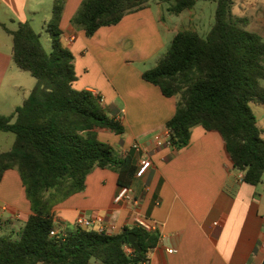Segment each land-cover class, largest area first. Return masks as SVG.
Here are the masks:
<instances>
[{"label": "trees", "instance_id": "obj_1", "mask_svg": "<svg viewBox=\"0 0 264 264\" xmlns=\"http://www.w3.org/2000/svg\"><path fill=\"white\" fill-rule=\"evenodd\" d=\"M67 1L53 0L46 25L51 51L29 22L15 31L0 24L13 36L17 67L37 79L12 115L0 114V131L15 136L12 148L0 153V182L8 170H16L31 207L20 231L0 235V264H144L159 244L158 229L134 226L107 234L76 226L63 231L54 219L55 206L83 191L95 169L117 172L119 186L130 187L138 168L134 156L121 157L99 138L101 129L125 132L102 95L73 86L75 56L61 42ZM150 1L83 0L71 22L91 38L102 27L145 9ZM195 4L196 0H175L170 11L180 14ZM233 5L234 0H218L208 35L179 31L157 65L142 77L165 97H178L176 113L166 124L172 147L187 146L196 126L218 131L243 181L258 185L264 176V132L251 104H264V39L245 28L247 21L233 14ZM129 233L136 234L140 252L129 243ZM127 246L134 249L131 254L125 252Z\"/></svg>", "mask_w": 264, "mask_h": 264}, {"label": "crops", "instance_id": "obj_2", "mask_svg": "<svg viewBox=\"0 0 264 264\" xmlns=\"http://www.w3.org/2000/svg\"><path fill=\"white\" fill-rule=\"evenodd\" d=\"M82 2L68 0L61 22V42L75 56L73 86L102 95L105 106L125 127L123 134L98 130L99 138L121 157L134 156L137 167L146 158L152 167L143 177L135 176L130 186L139 200L137 208L114 202L120 188L117 172L95 169L83 191L55 206L59 229H72L79 217H85L94 221L91 228L115 225V233H120L142 216L161 234L144 264H264V176L258 185L244 182L222 135L202 126L192 129L185 147L156 144V136H166L178 97H165L158 86L146 82L141 65L157 62L166 49L164 15L149 5L89 38L71 22ZM52 10L51 0H0V24L12 31L24 22L35 31V24L46 29ZM26 73L14 62L13 36L0 25V114L12 115L29 96L35 82ZM255 107L257 125L264 132V104ZM6 133L0 131V148L8 140ZM14 140L9 138L7 149L0 153L9 151ZM134 144L145 151L138 154ZM9 177L21 187L19 199L3 194L1 185ZM1 207L6 210L0 212V229L10 218L11 232L21 230L31 207L16 170H8L0 182Z\"/></svg>", "mask_w": 264, "mask_h": 264}, {"label": "rangeland", "instance_id": "obj_3", "mask_svg": "<svg viewBox=\"0 0 264 264\" xmlns=\"http://www.w3.org/2000/svg\"><path fill=\"white\" fill-rule=\"evenodd\" d=\"M51 2L53 8V0H51ZM174 2L175 0L150 1V7L155 12L164 15L163 31L165 33V39L167 40V46L166 49L160 54L157 62L154 60L147 62L145 66L141 65L143 69H152L157 65L158 61L169 49L173 37L179 31L183 29H193L198 31L201 36L206 37L215 23V12L217 9L218 0H196V4L192 10H186L180 14H173L168 11V8H170ZM233 14L236 17L243 18L245 21H247V26H245L247 30L260 34L264 39V0H234ZM41 25L42 24H35L36 32L41 35V41L45 49L47 51H51L52 40L50 34L46 31V29L40 28ZM167 27L169 29H166ZM26 76L34 80L35 85L37 84V79L30 73H26ZM251 108L254 112L257 111L255 104H251ZM5 136H8V140L3 141V145L1 146L2 148L0 149H7L9 138H15L14 134L12 133H6ZM1 187L4 195L17 197L18 199L20 198L18 190L21 187H19L12 177L6 179V181L2 183ZM7 216H9V214H7ZM5 220H7V223H5L6 225L3 226V229H0V234H2V232L4 234L11 233V229H13V226L11 225L13 221L9 222L8 220H10V218H6Z\"/></svg>", "mask_w": 264, "mask_h": 264}, {"label": "built area", "instance_id": "obj_4", "mask_svg": "<svg viewBox=\"0 0 264 264\" xmlns=\"http://www.w3.org/2000/svg\"><path fill=\"white\" fill-rule=\"evenodd\" d=\"M155 141L159 147H161V146L172 147L171 131L169 129H167L166 136L164 138L160 137V136H156ZM133 149L138 154H141L142 152L145 151L144 148L139 144H134ZM151 167H152V161L150 158L140 160L138 168H137V172H136V177H138V178L143 177ZM241 178H243V174L241 175ZM114 202L116 204L127 203V204H130L131 206H133L134 208H137L139 206V200L135 197L132 188L127 187V186H123V187L119 188V191L114 198ZM5 210H6L5 207L0 208V212L5 211ZM93 224H94L93 220H89L85 217H79L77 219V222H76V225L80 228H83V229H89L93 226ZM135 226L142 227V228H144L146 230H150V231L156 229V227L153 224H151L148 220H146L142 216L137 217ZM98 230L100 232H104L107 234H116L115 233V225H109V226L101 225V227ZM51 234L56 235L57 232L53 231V232H51ZM133 251H134L133 248L128 247V246L125 247L126 253L131 254Z\"/></svg>", "mask_w": 264, "mask_h": 264}, {"label": "water", "instance_id": "obj_5", "mask_svg": "<svg viewBox=\"0 0 264 264\" xmlns=\"http://www.w3.org/2000/svg\"><path fill=\"white\" fill-rule=\"evenodd\" d=\"M128 241L134 247V249L136 251H138V252L141 251V247H140L139 243L137 242V236L135 233H129Z\"/></svg>", "mask_w": 264, "mask_h": 264}]
</instances>
